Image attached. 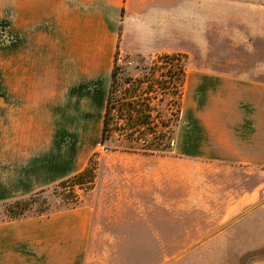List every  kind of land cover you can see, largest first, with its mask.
Here are the masks:
<instances>
[{
    "label": "crops",
    "instance_id": "0c3cea01",
    "mask_svg": "<svg viewBox=\"0 0 264 264\" xmlns=\"http://www.w3.org/2000/svg\"><path fill=\"white\" fill-rule=\"evenodd\" d=\"M149 2L16 0L15 15L2 21L0 202L88 168L118 52H163L167 34L140 17ZM244 70L199 75L225 109L177 132L170 154L111 151L118 158L98 168L81 205L0 220V264H87L92 246H197L186 223L206 224L189 229L207 239L264 203V63Z\"/></svg>",
    "mask_w": 264,
    "mask_h": 264
},
{
    "label": "rangeland",
    "instance_id": "374dc122",
    "mask_svg": "<svg viewBox=\"0 0 264 264\" xmlns=\"http://www.w3.org/2000/svg\"><path fill=\"white\" fill-rule=\"evenodd\" d=\"M15 11L16 0H0V80L2 21L11 19ZM140 17L145 21L152 19L158 26V32L163 36L167 34V41L164 38L163 52L157 55L137 57L118 52V100L123 99L129 87V77L140 79L149 76L154 62L162 55L181 56L187 77L182 88L181 113L172 133L174 143L177 132H194V126H202L208 121L199 117H211L216 111L225 109L223 97L210 86V82L199 85L200 74L240 76L246 66L251 69L258 62L264 63V0H150L148 10ZM156 74L160 76L161 72L156 71ZM146 86H141L142 92ZM166 105L167 102L159 105L162 112ZM170 153L171 150L166 152ZM113 158H118V155L100 144L90 166L97 174L104 161ZM248 177L251 188L257 183L256 177L255 174H248ZM94 187L95 184L88 185L85 190L75 188L74 193L72 187L63 189L55 185L31 195L32 200L28 196L1 201L0 220L74 208L89 198ZM23 208L25 211H21ZM174 226L168 224V234L173 233L168 229ZM204 226L206 224L196 222L185 224L186 234L199 242L197 246H92L86 261L87 264H264V203L251 205L245 214L234 215L232 221L221 229L207 231L210 235L207 239H196L198 231L189 229Z\"/></svg>",
    "mask_w": 264,
    "mask_h": 264
},
{
    "label": "trees",
    "instance_id": "16d2710c",
    "mask_svg": "<svg viewBox=\"0 0 264 264\" xmlns=\"http://www.w3.org/2000/svg\"><path fill=\"white\" fill-rule=\"evenodd\" d=\"M150 70L149 76L145 78L127 79L129 87L120 101L116 90L118 71L114 66L100 140L105 149L159 155L172 150L173 128L181 113L182 88L187 77L184 60L181 56L165 54L156 59ZM156 71L161 72L160 76ZM143 84H147L144 92L141 91ZM164 102H167V107L162 112L159 105ZM148 136L150 140L146 139ZM95 178L96 172L89 165L57 186L63 189L72 187L75 193V188L85 190L88 185L93 186Z\"/></svg>",
    "mask_w": 264,
    "mask_h": 264
}]
</instances>
